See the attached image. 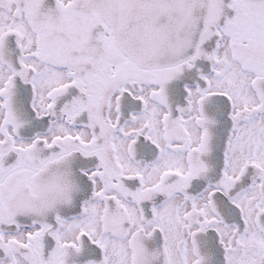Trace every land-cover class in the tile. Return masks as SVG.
<instances>
[{
	"label": "snow or ice",
	"instance_id": "6c2138e0",
	"mask_svg": "<svg viewBox=\"0 0 264 264\" xmlns=\"http://www.w3.org/2000/svg\"><path fill=\"white\" fill-rule=\"evenodd\" d=\"M0 264H264V0H0Z\"/></svg>",
	"mask_w": 264,
	"mask_h": 264
}]
</instances>
